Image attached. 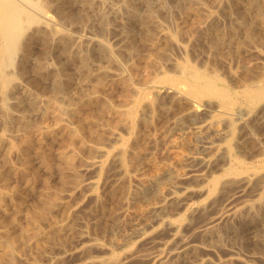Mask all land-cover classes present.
Returning <instances> with one entry per match:
<instances>
[{
	"label": "rangeland",
	"instance_id": "rangeland-1",
	"mask_svg": "<svg viewBox=\"0 0 264 264\" xmlns=\"http://www.w3.org/2000/svg\"><path fill=\"white\" fill-rule=\"evenodd\" d=\"M46 1L52 7L57 5L58 3L62 5L61 6L63 10L62 13L65 11V14L67 16L64 15L63 13L62 15L64 16L60 15L62 19L61 18L58 19L59 17H57V19L60 20L59 27H61L63 31L58 34H55L50 29L45 30L42 27L41 20L35 21V22L32 21V23H27L28 26H26L25 28L26 34L21 38L22 47L21 49L18 50L15 64L7 68L8 71L9 72L11 71L10 73L13 75V79H12L13 82L12 83L10 82V84L8 85V88L6 87L0 90L1 92L0 93L1 94L0 95V106H1L0 108L2 109L4 106V103H3L4 96L5 97L7 96L6 98L8 99L6 101L8 105H11L9 106L8 111L6 113H3V111L0 110L1 111L0 112V174H1L0 176V235L3 233H7L9 235L13 234V236L19 235V237L16 238L18 240L22 236V233H25V235L22 236L23 240H18V242L23 243V245L21 243H17L18 250H20L19 248H21V250L20 251L17 250V253L14 256L15 258H13V260L10 263L8 262L10 261V259L8 260L3 255L4 252L2 248L0 247L1 264L2 263L3 264H6V263L14 264L16 260L17 261L15 262V264H36L37 261H42L41 257L44 258L45 254L48 252L47 250L50 251L51 249L50 252H52V250L53 252H56L59 250V247H61L63 243H66V241L70 239L66 236L67 225L70 222H77V220L75 221V219H80L81 217L88 218L87 221H92L93 222L92 225H104V221H105L104 219H106L110 215L112 219H115L116 222L113 220L112 222L114 223L109 222V224L115 225L117 223L118 225L117 224L115 225L116 229L121 230L122 226L125 225L127 222H130L133 219L134 215H137L139 212L145 211L152 202L158 200L162 196L161 192H164L163 189H165V185L167 182L169 183V182H174L177 180L176 172L178 168H180L184 164V161L186 160L187 155L197 150L198 139L200 137H199V134L195 132L194 127L197 124H202L203 120L207 118L209 114L201 110L197 112L196 114H194L193 116L194 119L184 117L183 115L181 116V114L189 106V101L187 98L190 97V95L188 93H184V94L178 93L177 94L174 91H168L167 90L168 88H166L169 85L168 83L170 84L172 83L171 79L172 81L174 80L173 83L176 82L175 84L177 83L181 84L179 82H181L182 80H183L182 82H185V83L189 82L187 80L188 79L187 77L189 75L188 76L184 75L180 71H177L178 69L176 67L172 66L173 59L175 57L177 58L178 55L180 58L182 56L179 49L176 48L174 41L183 43L186 46L187 50H189L190 52V53L187 52L188 55L186 54L187 56V57L185 56L186 59L182 60L184 63H186L187 60L189 59L187 63L188 64L193 63L191 65L189 64L190 67L194 68L197 66L196 69H202L203 71L207 70L206 71L207 74H214L215 72H216L215 74H217V72H219L217 75L219 77H221L220 75H222L221 79L222 80L225 79L223 81L222 80L220 81V86L222 85L223 87L226 86L232 89L231 91L238 90L237 85L239 84L240 85L241 84L251 85L257 81L260 82L261 77L264 78V74H263L264 72L263 70L264 68V55H263L264 54V25H262L264 24L263 23L264 17L259 18L255 16V14L247 10L246 7L248 6V3L246 1L241 2V4L235 8L237 9V13H235L236 10L233 8L234 6L231 5L232 4L231 0L230 2L229 0H227L228 1L227 3L225 2V4H222L219 7L220 9L215 8L214 10L216 11L214 12V14L216 15H213L210 17L209 19L210 23L207 22L208 25L205 26L204 30L199 29L197 25L199 24V22L207 18V14L204 12H201L199 9L196 12L197 8L194 10V6L197 7L196 5H198L197 2L195 5V1L200 2V0H93V1L91 0H85V1L76 0L75 1L74 0L75 2L73 0L72 1L71 0H53V1L46 0ZM193 1H194V4H192ZM203 1H206V0H203ZM263 1L264 0H259V3L262 2L259 4V6L264 7ZM128 2L129 4L130 2L131 4L133 3L137 8L134 5H131V4L129 5ZM190 2L192 5L187 6L186 3L190 4ZM88 3L92 5L90 6V4ZM81 4L83 5V7ZM226 4L227 5L229 4L228 7ZM88 6L90 8H88ZM133 6L135 7V9ZM244 8L247 13L244 12L245 11ZM227 9L229 11L231 9L232 10L234 9V10L233 11L231 10V12H229ZM115 11H117V13ZM215 16L217 18H215ZM184 17L187 18V22H186L187 26L184 30H181L183 28L179 29L180 28L179 23H180V20L183 19ZM246 17H249V19L248 18L246 19ZM243 18L245 19V21L247 20L246 23L244 22ZM250 18H251V21H249ZM252 19H253V22H252ZM262 19H263V22L261 21ZM257 22L260 24L258 25ZM251 25L252 27H250ZM162 28H165L167 30V33L169 34V36L167 39L159 40L157 36H158L159 30ZM214 28H218L219 32L220 33L222 32V33L220 35L219 41L217 42L214 41L215 43H211L212 30ZM221 28H223L224 31H222L223 29ZM82 29L83 31L81 32L80 30ZM187 29H189V33H187ZM47 30H48V33L45 32ZM207 30H209L210 32L208 31L209 32L208 33ZM232 30L234 32H232ZM183 31H186V32L184 33ZM204 32H206L208 35L206 33L205 35H201L202 33L204 34ZM81 33L82 34L84 33L83 36ZM227 33H231V34H228V37H227ZM89 34L105 37L108 43L112 46L120 45L122 47V50H120V54L117 56L119 57L118 59H121V61L118 60L120 62L118 61L114 62L110 60L108 56H106L107 51H104L105 49L102 46H99L98 44L90 42L88 40L86 41V39H88L87 35L89 36ZM115 34H117V36ZM47 35L49 36V38ZM199 35L201 36L199 37ZM230 35L231 37H229ZM45 36L47 39L45 38ZM208 37L210 38V40H208L209 39ZM239 38L241 41H239ZM252 38L254 39L251 40ZM83 39H84V42L86 41V43H83ZM224 40H225V43H224ZM46 41H47V44H46ZM72 42L74 43V45ZM218 42H220V44ZM76 43L79 45H77ZM207 43H211V44H207ZM46 45H50V47ZM205 45L208 48L209 47L210 48L208 49ZM97 46L99 47L97 48ZM74 47L76 48L78 47L79 49H81L82 54L80 53L78 48L76 49ZM212 47H215V48L212 49ZM254 47L258 49L259 52L261 51V54H262L261 57L260 55L258 57L257 56L258 54L252 55L249 53L250 52L249 50L253 49ZM44 48L46 50H44ZM126 48L129 50H127ZM157 48H159V50ZM84 50L85 52H83ZM44 51L46 52V55H44L45 54ZM132 51L134 53L131 55ZM200 52L208 54V55H205L204 58H202V56L198 57L197 54L198 53L201 54ZM149 53L153 54V58H154L153 62L152 61L148 62L146 58ZM48 54L49 56H47ZM103 54L105 56H103ZM42 56L43 57L46 56L45 58L49 61L44 60ZM42 58L45 61V63L47 62L46 64H43V65H46L47 67L42 66L41 67L42 69H40V67H38V61L42 60ZM107 58L109 59V61ZM199 58H201L202 60ZM80 60L81 62L87 63L86 68L84 64V69H82L83 68L82 63H81L82 64L81 67L79 68ZM123 60L125 61L130 60V62H132L133 64V67L135 66L134 69L136 70V72L135 71L132 73L128 72L127 74L128 79L126 78V79L119 80V81L115 80L114 83L107 82V79L109 76L106 73L108 72L109 74V71L113 70V68L118 70L120 68L119 66L121 65L120 63H122V65L125 63ZM191 60L192 62H190ZM243 61L246 63H244ZM22 63H23V66H21ZM247 63L248 65H246ZM18 64L20 65L18 66ZM35 65H37L39 69H37ZM20 66L24 67L25 69H21ZM92 66L93 68H91ZM156 66L158 67L161 66V67L160 69H158ZM155 67L158 70H155ZM162 67L163 69H161ZM247 68L249 69V71ZM215 69H217L218 71L217 70L215 71ZM19 70H20V73L18 74ZM106 70L107 72L104 73ZM231 70L236 71V73L240 71L239 72L240 74L242 72L246 74H243V75L241 74L242 76H240V74L237 73V76L235 78H232L231 75H229L231 74ZM57 71L60 74H56L58 73ZM211 71L212 72L215 71V72L212 73ZM42 72L44 73L45 76H43ZM135 73H136V76L134 75ZM85 74L86 76H84ZM105 74L107 77L105 76ZM55 75H57V77ZM165 75H167L168 77ZM179 75L182 77V79ZM103 76L105 78H103ZM162 76L166 78L165 79L166 81L164 80ZM169 76H171L172 78H170ZM53 77H56V78H53ZM230 77L233 79V81L234 80L236 81L231 82L232 79ZM57 78L58 80L60 78V82H61L60 87L58 86L60 85V82L57 80ZM248 78H250L251 83L249 82ZM178 79H181V80H178ZM228 79L230 80V82H228ZM244 79H246V81L249 83H247ZM53 80L54 81L56 80V81L54 82ZM100 80H102V82ZM167 81H170V82H167ZM56 82L57 83L59 82V84H56ZM225 82L228 83L229 86ZM124 83L125 84L129 83L128 84L129 86L127 84L125 85ZM96 84H98V86ZM33 85L35 86L34 89L32 88ZM105 85L108 89L105 87ZM240 85L239 87L241 88ZM38 86H40V88H38ZM102 86L105 88V90ZM186 86L188 87V85ZM187 87H186V90H187L186 92H189L190 90H188ZM131 88L135 89L136 92L132 90ZM6 90L8 91L7 93H6ZM107 91H108V94H107ZM129 91H132V92H129ZM9 92L14 93L16 98L21 97V99L25 101V102L23 101L25 107L23 106L24 108L22 110L23 113L21 112L22 116H19V118H17L18 117L17 107H15L12 104L14 101L13 99L14 97L10 98V96H13V94L10 93L11 95L8 96L7 94ZM40 92L42 94H40ZM172 93L173 94L176 93V95H173ZM126 94L128 96L132 95L133 97L132 96L127 97ZM185 94L186 95L188 94L187 98ZM32 95L39 98V101L37 100V98H35V101L36 100L37 101L33 104ZM49 95L52 97L54 96V98L55 97L56 98L54 99L52 97H49ZM183 95L185 98L183 97ZM105 96L109 100H107ZM124 96L126 97L124 98ZM180 96L182 97L180 98ZM216 96L217 95H215L214 97L216 98ZM91 97H93V99L90 101L89 99ZM26 98L28 99L30 98L31 102L26 103L28 101V99ZM131 98L133 99V103L131 102V103L125 104L129 102ZM136 99L138 102L135 101ZM210 99L214 100L210 103H213L211 104L212 106L214 105L212 109H215L216 105L218 104L217 103L218 100L213 99V98H210ZM78 100L80 101L79 103L77 102ZM104 101L108 103H105ZM114 102L117 103L118 105L115 104ZM214 102L216 103L214 104ZM30 103L32 105H30ZM101 104L104 106L107 104L104 107L105 109H103V106H101ZM109 104H112V105H109ZM119 104L120 105L125 104L127 108H130V107L135 108L133 109V111L131 109V113L133 117L131 116V113L129 114L130 110L126 114L127 115L126 117L124 116L125 112L123 113V115L119 114L118 116V113L110 111V107H115V106L119 107ZM45 105H47V107ZM49 106L52 107V109ZM94 106H97V108ZM107 107L109 109H106ZM240 107L241 106H239L236 110L239 111ZM241 108H240V111L242 113L240 111L238 113L244 114L245 106H243L242 108L244 109L243 111ZM57 110L59 111L60 115L57 114L58 113ZM100 111H103V112L101 113ZM69 112L70 113L72 112V114H70ZM96 112H98V114ZM112 112L114 113V115ZM12 113L13 115L11 116L10 114ZM176 113H180L178 114L180 116L179 120L177 121L175 125H169L168 124L169 117L176 115ZM62 114L64 117L70 116L71 117L70 119L74 118V120L72 121L74 122L77 121V122H75L76 124H74V122L71 123V127H74L75 125H79V126L81 125L80 126L81 133L79 134L75 133L74 130L72 131L73 128L71 129L62 128L60 124V121H61L60 116H62ZM84 114L86 115V118ZM89 115L91 116V118L89 117ZM128 115H130L131 118H129ZM96 116H97V119L94 118ZM103 116L107 118L105 119ZM123 116L124 118H127L133 121V122L130 121L129 123L131 124H129V126L125 128L121 127V124L119 125V123H122V121L124 120ZM214 116L215 118L219 117L218 113L217 115H214ZM75 117L77 120L75 119ZM27 119H28V122H27ZM78 119L81 121L80 122L81 124L79 123ZM224 120L225 119H223V123L221 122L222 124L206 126L205 130L203 131L202 136L213 134V132L214 131L216 132L218 128L222 129L223 127L228 128L229 126H231L230 120H227V119L225 121ZM94 121L101 123L100 124L101 126L98 125L97 123L94 124L95 123ZM56 123L59 125H57ZM97 125L98 127H96ZM109 125L112 128H114L113 126H116L117 128L121 127L119 129H120L122 136H121V139L117 142V145L118 147H123V143H125L126 146L124 144V147L126 148H124V151L120 154L121 156H118V157L120 158V160L122 159V161L124 162L125 169L127 170V172L129 171L131 173H134V175L136 176V178H134L133 180L131 178V183H130V179H128V175L122 174L123 180L126 183L125 184L126 187L124 185V188L127 189L128 187L130 188L132 187L135 192L134 194L135 198L137 199H135V201L134 199L130 201L131 202L130 203V213L127 215H123L121 217L120 222H119V219H117L116 216L113 215V213L115 212L114 206L116 209V207L118 206V203L121 204V201H122V200H119L120 198L119 196L116 195L117 197L115 196L116 197V198L114 197L115 199L112 197L111 200L114 203V206H113V203L108 204V206L111 207L110 210L111 211L114 210V212L112 211L110 214L109 208L106 207V210L108 209L107 212L105 211V215H104V217L106 218H103L101 220V217L100 219H98L99 218L98 217L97 219L92 220L91 218L92 215L91 217H89L90 216L89 214L91 213L90 206H92L95 202V198H94L95 193L93 192L90 193L86 188H84L85 186L79 185V182H81L80 180L88 178L89 176H93L98 181V184L95 190L96 192L100 193V191L102 192V189H103V186H102L103 179L107 176V174L110 171L113 172L117 170L119 159L114 158V155H113L114 152H113L110 155L106 154L103 157L102 165L98 166V169L95 170V172L89 170L86 172L81 171V173H79L80 172L79 168H81L86 163L85 161L88 159V157L90 155L92 156L96 154L95 153L96 146L102 144V142L106 143L104 140H107V138L109 139V134H106L108 133L106 128L110 127ZM220 125L221 127H219ZM211 126H214V127H211ZM63 137H64V140L62 139ZM261 137L264 140V136H261ZM66 139L68 140V142ZM75 141H77V143ZM74 142L76 144H74ZM134 145L135 147L138 146L136 150L139 149L137 151V153L139 152V154H137L135 157L133 156V158L131 159L130 158L131 154L129 150L133 149L131 147L132 146L134 147ZM92 149H94L95 152ZM62 150H65V151L61 152ZM127 153L129 155H127ZM127 160L129 162H126ZM255 160H256L254 164L255 167L259 165V167L257 166L258 169H261L264 172V168H263L264 167V156L258 157ZM111 165H113V167ZM74 166L75 167L77 166L78 169L75 168ZM101 168L102 170H100ZM59 175L61 176L59 177ZM124 175H127V176H124ZM65 176L66 178L63 179V177ZM164 176L170 177L169 178L170 180L166 182L165 180L166 177L163 178ZM163 179L165 180V184L163 183ZM5 182L8 188L4 186L6 185ZM160 183H162L163 185H161ZM75 185L76 186L79 185V186L74 187ZM61 194H63L62 196H64V198L61 196ZM54 197L56 199H54ZM203 197H205V195L198 196L195 199L198 200ZM256 198L257 197H255V199ZM263 198H264V190L262 191L261 196H259V198L257 199V200L260 199L261 201L260 200L259 201L261 203L257 200L256 201L259 202L261 205L264 201ZM52 202L54 205L51 204ZM257 202H256V205H257L256 210L258 212V209L260 211L261 207L259 206V203ZM64 203L66 205H64ZM49 205H51V208ZM111 205L113 206V208ZM52 206H55V207H52ZM89 209H90V212H89ZM33 210H36L34 211L35 214H37L38 212L39 214L41 213L40 215L37 214L40 216L41 222L39 221V219L36 220V218L39 216L33 214ZM95 213L96 212L94 211V214ZM92 214H93V211H92ZM42 215H43V218H42ZM44 215H45V218H44ZM34 216L35 217L37 216V217L35 218ZM95 220L96 222L97 221L98 222L96 223ZM187 220L189 219L187 218ZM42 221H45V222H42ZM235 221L237 224L243 222L241 217L236 218L234 222ZM230 222L233 223V220L231 219ZM230 222H228V224H231ZM34 223L36 225L38 224L39 225L34 226ZM30 224H31V227L29 226ZM71 224L73 223H70V225ZM74 224L78 225L80 224V221ZM28 226L32 229L29 230ZM38 228L41 230H39ZM99 228L101 229L102 227H99ZM99 228L97 227V229ZM100 229H99V232L101 231ZM26 232L29 233L28 235H30L31 233L30 235L31 239L29 240L26 239L28 237ZM37 232L40 234H37ZM32 233H34L37 236H34L32 238V235H34ZM61 240H66V241L64 242L62 241L61 245L59 243V246H58L57 244ZM26 241H29V242L26 243ZM262 241L264 243V240ZM39 242L42 244L44 243V244L41 245ZM238 242L237 244L240 246L241 243L239 244ZM250 242L255 243V241H253L252 239H248L246 240L245 243L242 244V247L240 246V248L242 249L241 250L242 257L252 256V258L255 259L256 264H264V261L262 259H259L261 256H264V244L261 241H257L258 243L257 242L255 243L257 245H255L254 243L251 244ZM26 244L28 246H26ZM39 244L40 246H38ZM221 244H225L224 241ZM221 244L219 245V248H220V251L223 252L224 245L222 246ZM244 245L247 248H245ZM44 246L45 247L47 246L46 248L47 250L45 249ZM51 246H53V248H49ZM54 249H56V251H54ZM44 250H45V253L43 252ZM92 252H94V250ZM1 259H3L4 261L2 262ZM64 261L66 262L65 259H62L60 263L62 262L64 263Z\"/></svg>",
	"mask_w": 264,
	"mask_h": 264
},
{
	"label": "bare ground",
	"instance_id": "bare-ground-1",
	"mask_svg": "<svg viewBox=\"0 0 264 264\" xmlns=\"http://www.w3.org/2000/svg\"><path fill=\"white\" fill-rule=\"evenodd\" d=\"M83 1H85V0H83ZM91 1H93V0H91ZM231 1H232L231 2L232 4L231 3L230 4L234 6L233 7L234 9L236 7H238L241 4V2L246 1L248 3V6H247L248 8L245 6L247 10H249L251 13L255 14V16H257L259 18L264 17V7L259 6V4L262 3V2L259 3V0H231ZM191 2H190V4L186 3V5L188 6V5L194 4V1L192 4H191ZM196 2L198 5H196ZM198 2L199 1H195V5L197 7L194 6V10L197 8L196 12L199 9L201 12L206 13L207 18L205 20H202L201 22H199V24L197 23L198 25L197 24L196 25L199 27V29L204 30L205 26L208 25L207 22H209L210 17L213 15H216V14H214V12L216 11L214 9L219 8L222 4H225V2L227 3L228 1L227 0H206V1L200 0V2L199 3ZM229 2H230V0H229ZM88 4H90V3H88ZM128 4H129V2H128ZM130 4H131V2H130ZM91 5L92 4H90V6ZM131 5H134V4L132 3ZM228 5H227V7H228ZM55 6L52 7L46 0H0V90L4 89L6 87L8 88V85L10 84V82L11 83L13 82V80H12L13 75L10 73L11 71L10 72L8 71L7 68L15 64L16 56L18 54V50L21 49V47H22L21 38L26 34L25 28H26V26H28L27 23H32V21L35 22V21L41 20L42 27L45 30L50 29L55 34H58V33L63 31V29L61 27H59V24H60L59 21L60 20H58V19L61 18L60 15H62L63 13H64V15H66V14H65V11L62 13V11H63L61 8L62 5H60L58 3ZM51 7H52V9H51ZM82 7H83V5H82ZM135 7H134V9H135ZM88 8H90V7L88 6ZM189 8H191V7H189ZM231 10L230 11L228 10V11L231 12ZM235 10H236L235 13H237V9H235ZM244 10H245V8H244ZM115 12L117 13V11H115ZM244 12L247 13L246 10ZM53 13H55V14H53ZM245 13H244V15H245ZM64 15H62V16H64ZM251 16H253V15H251ZM57 17H59V18L57 19ZM215 18H217V17L215 16ZM215 18H214V20H215ZM247 18L249 19V17H246V19ZM263 19L261 20L262 22H263ZM246 21L244 19L245 23H246ZM249 21H251V18ZM261 21H259V22H261ZM186 22H187L186 17L181 19L180 23H179V25H180L179 29L183 28L181 30H184L187 26ZM252 22H253V19H252ZM249 24H251V23H249ZM259 24L260 23H258V25ZM262 25H264V24H262ZM61 26H63V25H61ZM250 27H252V25ZM219 28H220V26H219ZM256 28H257V26H256ZM113 29H115V28H113ZM210 29H212V28H210ZM221 29H223V28H221ZM249 29H251V28H249ZM209 30H207V32ZM233 30H232V32H234ZM80 31L82 32L83 29ZM222 31H224V29ZM45 32L48 33V30ZM183 32L185 33L186 31H183ZM252 32H253V30H252ZM65 33H66V31H65ZM187 33H189V29H187ZM205 33L206 32H204V34L202 33L201 35H205ZM221 33L219 32L218 28H214L212 30L211 43H215V42L219 41ZM83 34H82V36H83ZM117 34H115V35L117 36ZM228 34H231V33H227V37H228ZM235 34H236V32H235ZM201 35H199V37ZM168 36H169V34L167 33V30L165 28H162L159 30L157 37L159 40H162V39H167ZM57 37H58V35H57ZM87 37H88V39H86V41L88 40L90 42L98 44L99 46H102L105 49L104 51H107L106 56H108V58L110 60H112L114 62L115 61L117 62L118 60L121 61V59H118L119 57L117 56L120 54V50H122V47L120 45L112 46L108 43V41H107V39H105V37L96 36L93 34H91V35L89 34V36L87 35ZM229 37H231V35ZM248 37H249V35H248ZM45 38H46V36H45ZM48 38H49V36H48ZM223 38H225V37H223ZM74 39H75V37H74ZM253 39L254 38H252L251 40H253ZM206 40H205V42H206ZM208 40H210V38ZM86 41L84 42V39H83V43H86ZM239 41H241L240 38H239ZM174 42H175L176 48L179 49L182 56H181V58L179 57V55L177 56V58L175 57L172 61V66L176 67L178 69L177 71H180L184 75H186V76L189 75L187 77L188 79L185 77L189 82L185 83V82H182L183 81L182 80L181 82H179L181 84H178V83L175 84L176 82L173 83L174 80L172 81V79H171L172 83L171 84L168 83L169 84L168 87H166L167 85L165 87L168 88L167 89L168 91H174L177 94L178 93L179 94L188 93L190 95V97H188L187 96L188 94L187 95L185 94L186 98L188 97L187 99L189 101V106L181 114V116L183 115L184 117L194 119L193 118L194 114H196L197 112H199L201 110H203L207 114H209V116L203 120L202 124H197L194 127L195 132L197 134H199V137H200L198 139L197 150H195L194 152H192L186 156V160L184 161V164L180 168H178V170L176 172V177H177L176 181L168 183L167 181L170 180L169 179L170 177H166V176L163 177V178L166 177L165 180L167 183L165 185V189H163L164 192H161L162 196L158 200L152 202L150 204V206L145 211L139 212L137 215H134L133 219L130 222H127L125 225L122 226L121 230H117L116 226H115L117 223L115 225L109 224V222H112L113 220L115 221V219H112V217L110 215L107 218L104 217L105 211L107 212V210H108V209L106 210V207L109 208L110 214L112 211L114 212V210H115V212H114L115 214L113 213V215H115L116 218L119 219V222H120L121 217L123 215H127L130 213V203H131L130 201L132 199H134V201H135V199H137V198H135V195H134L135 192H134L132 187L130 188L127 186L129 188V189L127 188L128 190L124 188V185L126 183L123 180L122 174L128 175V179H130V183H131V178L133 180L134 178H136V176L134 175V173H131L129 171L127 172V170L125 169L124 162L122 161V159L120 160V158L118 157V156H121L120 154L124 151V148H126V147H124L125 143H123V147H118V145H117V142L121 139V136H122L119 128H121V127L125 128V127L129 126V124H131L129 122L132 121V120H129L127 118H124V116L126 117L127 116L126 114L128 113V111L130 110L129 111V114H130L131 109L133 111V109H135V108H132V107L127 108V106H125V104L131 103V102L133 103L132 98L129 100V102H127L123 105L119 104V107H116V106L110 107V111L118 113V116H119V114L123 115V113L125 112V115L123 116L124 120L122 121V123H119V125L121 124V127L117 128L116 126H113L114 128H112L109 125L110 127L106 128L108 131V133H106V134H109V139L107 138V140H104L106 143L102 142V144L97 145L96 149L94 148L96 150V152L94 149H92V150H94V152L96 154H94L92 156L90 155L86 161L82 158L86 163L82 167L79 166V167H81V168H79L80 169L79 173H81V171L86 172L89 170L95 172V170L98 169V166L102 165L103 157L106 154L110 155L111 153L114 152L115 153V154L113 153L114 158L119 159L117 170L113 171V172L110 171L107 174V176L103 179L102 192L101 191H100V193L96 192L95 188L98 184V181L93 176H89L88 178L82 179V180H80L81 182H79V185L85 186L84 188H86L90 193L91 192L95 193V196H94L95 202L92 206H90L91 213L89 214L90 215L89 217H91V215H92V217H91L92 220L97 219L98 217H99L98 219H100V217H101V220L103 218H106V219H104L105 221L103 220L104 225H92L93 222L87 221L88 218H85V217H81L80 219H75V221L77 220V222H70L73 224L70 225V223H69L67 225L66 236L68 238H70L69 239L70 241L69 240H67V241L61 240L60 242L57 241L58 246H59V243L61 245L62 241L63 242L66 241V243H63L61 245V247H59L58 251H56V249H54V251H56V252H53V250H52V252H50L51 249L49 251L46 249L47 246L46 247L44 246L45 249L49 253L47 252L45 254V256L43 255L44 258L41 257L42 261H37L36 264H256L255 259L252 258V256L251 257H242V251H241L242 249L240 248V246L242 247V244L245 243L246 240H248V239H252L253 241H255V243L257 241H261L263 243L262 240H264V201L260 205L261 200L260 199H259L260 201L257 200L259 198V196H261L262 191L264 190V172L261 169H258L259 165H257L258 167L257 166L255 167V165H254L256 158L264 156V140L261 137V136H264V134H263L264 133V78L261 77L260 82L257 81L251 85L250 84H246V85H243V84L240 85L239 84L241 86V88L239 87V85H237L238 84V82H237L236 85L238 87V90L231 91L232 89H230L226 86H224V87H223V85L220 86V81L222 80L221 79L222 75H220L221 77H219L217 75L219 72H217V74H215L216 73L215 71L217 69H215V71H214L215 73L212 72L213 70L211 71L214 74H207L206 73L207 70L203 71L202 69H196L197 66L194 67L195 69L193 67H190L189 66L190 63L189 64L187 63L189 59L187 60L186 63H184L182 60L186 59L185 56H186L187 52H189V50H187L186 46L183 43L178 42V41H174ZM233 42H235V41H233ZM211 43H207V44H211ZM218 43L220 44V42H218ZM224 43H225V40H224ZM46 44H47V41H46ZM73 45H74V43H73ZM77 45H79V44H77ZM46 46L50 47V45H46ZM99 46H97V48ZM208 46H210V45H208ZM24 47H25V45H24ZM127 47H129V46H127ZM225 47H227V46H225ZM74 48H76V47H74ZM74 48H72V49H74ZM213 48H215V47H212V49ZM254 48L249 50L250 51L249 53L252 55L258 54L257 56L259 57V55H260V57H261V55H262L261 51L259 52L258 49H256V48L254 49ZM22 49H24V48H22ZM25 49H26V47H25ZM85 49H87V48H85ZM157 49L159 50V48H157ZM44 50H46V49L44 48ZM49 50H50V48H49ZM127 50H129V49H127ZM79 51H80V53L82 52L81 49H79ZM83 52H85V50ZM44 53L43 54L46 55L45 51H44ZM133 53L134 52L132 51L131 55ZM74 54H72V55H74ZM25 55H27V54H25ZM197 55H198V57L202 56V58H204L205 55H208V54H205V53L199 54L198 53ZM47 56H49V54ZM103 56H105V55L103 54ZM45 57H43L44 60H47ZM37 58H39V57H37ZM43 58H42V60L38 61V67H40V69H42L41 68L42 66H46L43 64L47 63V62L45 63ZM120 58H122V57H120ZM146 58H147L148 62L149 61L153 62V60H154L152 53H149ZM253 58H255V57H253ZM48 59H49V57H48ZM109 59H108V61H109ZM199 59H201V58H199ZM223 59H225V58H223ZM47 61H49V60H47ZM120 61H118V62H120ZM123 61L125 63L123 65H122V63H120L121 65L119 66L120 68L118 70L113 68L114 71L113 70L109 71V74H108L107 70L104 72V73L107 72L106 74L109 76L107 79V82H113L114 83L115 80L119 81V80L126 79L128 77V75H127L128 72L129 73H132L134 71L136 72V70L134 69L135 66L133 67V64H132V62H130V60H126V61L123 60ZM158 62H160V61H158ZM190 62H192V60ZM81 63L83 64L82 69H84V64H85V68H86L87 63L81 62V60H80L79 68L82 65ZM244 63H246V62H244ZM20 64H21V62H20ZM20 64H18V66ZM111 64H113V63H111ZM114 64H116V63H114ZM158 64H160V63H158ZM191 64H193V63H191ZM246 65H248V63ZM21 66H23V63ZM21 66H20L21 69H25L24 67H21ZM193 66H195V65H193ZM35 67L37 69H39L37 67V65H35ZM156 67L158 69H160L161 66H159V67L156 66ZM156 67H155V70H158ZM91 68H93V66ZM215 68H217V67H215ZM161 69H163V67ZM263 70H264V68H263ZM63 71H64V69H63ZM248 71H249V69H248ZM12 72H13V70H12ZM93 72H95V71H93ZM239 72L240 71H238L237 73H239ZM19 73H20V70H19L18 74ZM237 73H236V71L231 70V74H229V75H231L232 78H235L237 76ZM56 74H60V73L58 72ZM106 74H105V76H106ZM241 74L243 75L246 73L242 72ZM241 74H240V76H242ZM263 74H264V72H263ZM134 75L136 76V73ZM180 75H182V74H180ZM43 76H45L44 73H43ZM55 76L57 77V75H55ZM84 76H86V74ZM87 76H89V75H87ZM165 76H167V75H165ZM56 77H53V78H56ZM169 77L172 78L171 76H169ZM97 78H99V77H97ZM103 78H105V77L103 76ZM165 79L166 78H164V80ZM167 79H169V78H167ZM181 79H182V77H181ZM181 79H178V80H181ZM183 79H184V77H183ZM248 79L250 82V78H248ZM257 79H259V78H257ZM57 80H58V78H57ZM223 80H225V79H223ZM244 80L246 81V79H244ZM58 81L60 82V78ZM100 81L102 82V80H100ZM234 81H236V80H234ZM234 81H233V79L231 80V82H234ZM59 82L58 83L56 82V84H59ZM167 82H170V81H167ZM228 82H230L229 79H228ZM249 82H247V83H249ZM129 83H130V81H129ZM56 84H55V86H56ZM164 84H166V83H164ZM226 84L228 85V83H226ZM96 85L98 86V84H96ZM184 85L185 86L188 85L189 88L187 86L186 87L188 90H190L189 92H186L187 90H186V87ZM232 85H234V84H232ZM33 86H32V88L34 89L35 86L34 87ZM58 86L59 87L61 86V82H60V85H58ZM111 86H113V85H111ZM130 86H132V85H130ZM105 87H106V85H105ZM36 88H37V86H36ZM38 88H40V86H38ZM7 90H6V93L8 92ZM10 90H11V88H10ZM102 90H100V91H102ZM104 90H105V88H104ZM132 90L135 91V89H132ZM35 91H37V90H35ZM60 91H58V92H60ZM129 92H132V91H129ZM10 93L11 92H9L7 95L9 96V95L13 94V96H10V98L14 97L13 98L14 101L12 104L15 107H17V110H18V112H17L18 117L17 118H19V116H22L21 112L24 109L23 106L25 107V105H24L25 101L23 99H21V97L16 98L14 93H11V94ZM176 93L175 94L172 93V94L176 95ZM40 94H42V93L40 92ZM107 94H108V91H107ZM132 95H130V96L127 95V97H131ZM215 95H217L216 98L214 97ZM106 96H108V95H106ZM6 97L4 96V99H3V103H4L3 108L2 109L0 108V110H2L3 113H6L8 111L9 106H11V105H8V103L6 101L8 98H6ZM49 97H52V96L49 95ZM125 97L126 96H124V98ZM181 97L182 96H180V98ZM183 97H184V95H183ZM35 98H37V97L32 95L33 104L37 100L39 101V98H37L36 101H35ZM52 98H54V96ZM210 98L218 100V102L216 101L218 104L216 105L215 109H212L214 107V105L212 106L211 104H213V103H210L214 100H211ZM26 99H28V98H26ZM29 99H28V101L26 100L27 101L26 103L31 102V99H30V101H29ZM92 99H93V97H91L89 100L91 101ZM99 99H101V98H99ZM106 99L109 100L107 97H106ZM43 101H44V99H43ZM111 101H110V103H111ZM135 101H137V99ZM77 102L79 103L80 101L78 100ZM77 102H76V104H77ZM101 102H103V101H101ZM216 102H214V104ZM105 103H108V102H105ZM37 104H38V102H37ZM86 104H87V102H86ZM102 104H101V106H103V109H105L104 107L107 104L105 106ZM115 104H117V103H115ZM136 104H135V106H136ZM147 104H148V102H147ZM30 105H32V104L30 103ZM39 105H40V103H39ZM109 105H112V104H109ZM242 105L245 106V113L239 114L238 112L240 111V108L241 107L243 108ZM45 106L47 107V105H45ZM239 106H241V107L239 108V111H238L236 109ZM94 107L97 108V106H94ZM50 108L52 109V107H50ZM98 108H100V107H98ZM32 109H34V108H32ZM106 109H109V108L107 107ZM67 110H69V109H67ZM243 110L244 109H242V111ZM100 112L102 113L103 111H100ZM215 112L218 113V115H219L218 118L217 117L215 118L214 115H217V113H215ZM96 113L98 114V112H96ZM57 114H59V111ZM70 114H72V112ZM86 114H88V113H86ZM178 114H180V113H176V115L169 117V119H168L169 125H175L177 123V121L179 120V117H180ZM10 115L12 116L13 113ZM113 115H114V113H113ZM11 116H9V117H11ZM128 116H129V118H131V116L133 117L132 113H131V116L130 115H128ZM60 117H61L60 124H61L62 128H64V129L65 128L66 129L73 128L72 131L74 130L75 133H77V134L81 133V127H80L81 125L80 126L79 125H75V126L73 125L74 127H71V123L74 122V121H72V120H74V118L70 119L71 118L70 116L64 117L63 114ZM89 117L91 118L90 115H89ZM85 118H86V115H85ZM94 118L97 119V116ZM104 118L106 119L107 117H104ZM75 119H76V117H75ZM98 119H100V118H98ZM103 119H101V120H103ZM121 119H122V117H121ZM223 119L230 120L231 126L228 125L229 127L226 126L228 128L223 127L222 129L218 128L216 130V132L215 131L213 132V134L202 136L203 131L205 130L206 126L222 124ZM81 120H83V119H81ZM91 121H93V120H91ZM27 122H28V119H27ZM32 122H34V121H32ZM36 122H37V120H36ZM75 122H77V121H75ZM75 122H74V124H76ZM80 122L81 121L79 120V123ZM88 123H89V121H88ZM96 123L98 125L101 124L99 122H95L94 124H96ZM90 124H92V123H90ZM94 124H92V125H94ZM57 125H59V124H57ZM98 125L96 127H98ZM86 126H88V125H86ZM211 127H214V126H211ZM219 127H221V125ZM82 130H83V128H82ZM92 133H94V132H92ZM8 135H10V134H8ZM90 138H92V137H90ZM62 139L64 140V137ZM89 140H91V139H89ZM67 142H68V140H67ZM75 142L77 143V141H75ZM75 142H74V144H76ZM125 146H126V144H125ZM137 147H135V145H134V147L133 146L131 147L133 149L129 150L130 154H131L130 155L131 159L133 158V156L135 157L137 154H139V152L137 153V151L139 149L136 150ZM63 151H65V150H62L61 152H63ZM57 154H59V153H57ZM127 155H129V154L127 153ZM126 162H129V161L127 160ZM111 166L113 167V165H111ZM75 168H77V166ZM102 168L100 170H102ZM127 175H124V176H127ZM0 176H1V174H0ZM60 176L61 175H59V177ZM64 178H66V176L63 177V179ZM70 178H72V177H70ZM165 180L163 179L164 184H165ZM76 181H78V180H76ZM128 183H129V181H128ZM5 184H6V182H5ZM160 184L163 185L162 183H160ZM79 185H77V186L75 185L74 187H78ZM161 185H159V186H161ZM4 186L7 187V184ZM66 187H67V185H66ZM125 187H126V185H125ZM62 193H64V192H62ZM62 195L63 194H61V196ZM116 195L119 196L120 197L119 200H122V201H121V204L118 203V206L116 205L117 207L115 209L114 203L112 202L111 199H112V197L114 198ZM202 195H205V197L198 199V200L195 199L196 197L202 196ZM145 196H147V195H145ZM62 197L64 198V196H62ZM62 197H61V199H62ZM255 197H257V198L255 199ZM54 199H56V198L54 197ZM256 200L259 201L260 203L257 202ZM263 200H264V198H263ZM255 201L257 203H259V206L261 207L260 211L258 209V212L256 210L257 205H256ZM59 202H60V200H59ZM110 203H113V206H114V210H112V211L110 210L111 207L108 206V204H110ZM116 203H117V201H116ZM51 204L54 205L53 202ZM45 205H47V204H45ZM64 205H66V204L64 203ZM49 206L51 208V205H49ZM113 206H112V208H113ZM37 207H38V205H37ZM52 207H55V206H52ZM47 208H48V206H47ZM90 209H89V212H90ZM34 211H36V210H33V214H35ZM92 211H93V214H92ZM94 211L96 212L95 214H94ZM37 214H39V212ZM37 214H35V215H37ZM39 215H37V216H39ZM45 215H44V218H45ZM106 216H107V214H106ZM238 217L242 218V220H243L242 223L237 224L236 221L234 222V220H236V218H238ZM42 218H43V215H42ZM42 218H41V220H42ZM187 218L189 220H187ZM38 219L40 221V216L36 218V220H38ZM231 219L233 220V223H231L232 221L230 222ZM79 221H80V224H78L79 226L74 224V223H78ZM42 222H45V221H42ZM95 222H96V220H95ZM228 222H230L231 224H228ZM55 223H57V222H55ZM112 223H114V222H112ZM35 225L36 224L34 223V226ZM38 225H36V226H38ZM29 226L31 227V224ZM30 227H29V230L32 229ZM97 227L98 228L102 227L101 229L99 228L102 232L101 231L99 232V229H97ZM39 230H41V229H39ZM26 233H27V235L29 234L28 232H26ZM32 234H34V233H32ZM35 234H36V232H35ZM35 234L32 235V238L34 236H37ZM37 234H40V233L37 232ZM55 234H57V233H55ZM24 235H25V233H22V236H24ZM30 235H31V233H30ZM30 235H28V237H30ZM26 236H25V238H26ZM18 237H19V235L13 236V234L9 235L7 233H3L0 235V247L2 248V250L4 252L3 255L8 260L10 259V261L7 260L9 263L13 260V258H15L14 256L17 253V250H18V244L17 243H21V242H18V240H23V237H22V239L20 237L17 240L16 238H18ZM28 237L26 239H28V240L31 239V237L30 238H28ZM223 241L225 244H221ZM27 242H29V241H26V243ZM237 242L239 244L241 243L240 246L237 244ZM252 243H254V242H252ZM21 244L23 245V243H21ZM40 244L43 245L44 243L43 244L40 243ZM40 244L38 246H40ZM220 244L222 246L224 245V251L223 252L220 251V248H219ZM245 245H244V247L247 248ZM255 245H257V244H255ZM26 246H28V245L26 244ZM49 248H53V246H51ZM19 249L21 250V248H19ZM20 250H18V251H20ZM93 250H94V252H92ZM43 252L45 253V250ZM0 255H1V253H0ZM4 256H3V258H4ZM16 258H17V256H16ZM62 259H65L66 262L64 261V263L63 262L60 263V261ZM259 259H262L264 261V256H261ZM1 260H2V262L4 261L3 259H1ZM15 262H14V264H15ZM0 264H1V262H0Z\"/></svg>",
	"mask_w": 264,
	"mask_h": 264
}]
</instances>
